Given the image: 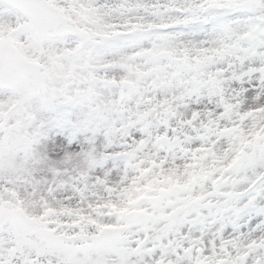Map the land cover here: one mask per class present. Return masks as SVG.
<instances>
[{"label": "snow or ice", "instance_id": "6c2138e0", "mask_svg": "<svg viewBox=\"0 0 264 264\" xmlns=\"http://www.w3.org/2000/svg\"><path fill=\"white\" fill-rule=\"evenodd\" d=\"M0 264H264V0H0Z\"/></svg>", "mask_w": 264, "mask_h": 264}]
</instances>
